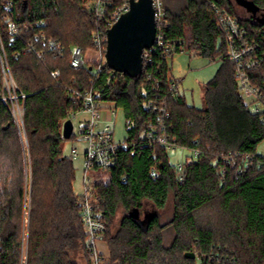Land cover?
<instances>
[{"label": "trees", "instance_id": "1", "mask_svg": "<svg viewBox=\"0 0 264 264\" xmlns=\"http://www.w3.org/2000/svg\"><path fill=\"white\" fill-rule=\"evenodd\" d=\"M114 1L119 6L126 0ZM207 1L189 0L179 14L168 9L170 36L184 39L191 54L221 62L204 87L205 107H190L184 96L169 92L170 68L165 66L158 75L171 112V136L179 146L201 155L187 163L185 184L178 182L169 154L160 148L143 147L134 156L128 151L120 156L117 167L107 172L109 180L98 181L95 190L105 215L103 241L109 251L105 264H198L186 258L193 246L202 255L200 264H264V158L257 155L264 142V115L251 113L239 98L224 34ZM213 1L237 17L264 49V25L241 18L233 0ZM83 2L0 0L2 47L25 97L20 100L21 128L0 99V264H92L74 190L75 167L73 159L63 154L62 136V122L83 108V98L72 99L70 92L83 95L86 90L103 89L106 82V75L94 80L92 72L74 69L69 62L71 48L81 47L85 55L93 48L96 23L91 13L82 10ZM250 2L264 11V0ZM40 21L46 25L40 27ZM11 23L28 31L14 40ZM42 37L66 47L65 56L49 51ZM255 75L263 78L264 65ZM144 86L151 93V85L141 77L126 76L122 85L113 82L103 94V101L136 120V129L128 135L130 144H137L148 118L141 110ZM236 154L234 162H224V157ZM244 155L256 156V163L240 174ZM153 165L159 166L158 178L151 176ZM170 197L174 200L170 222L163 225L160 215L154 214L146 225L141 223L145 201L162 212ZM120 208L126 215L113 228ZM167 230L174 233L169 246ZM216 254L217 261L204 260Z\"/></svg>", "mask_w": 264, "mask_h": 264}, {"label": "built area", "instance_id": "2", "mask_svg": "<svg viewBox=\"0 0 264 264\" xmlns=\"http://www.w3.org/2000/svg\"><path fill=\"white\" fill-rule=\"evenodd\" d=\"M130 0H126L121 5L116 6L114 0H84L82 10L91 13L96 23V30L92 34L93 48L90 54L85 55L81 47L71 48L69 58L70 65L74 69H87L92 72L94 80H98L106 75V82L103 89L86 90L83 95L80 92H70L72 99L83 98V108L78 113H71L69 118L62 122V127L66 121L71 120L76 114L83 113L89 115V120L80 133L79 141L85 143L86 150L83 154L77 148L71 150V158L77 159L83 155L84 166V187L83 193L77 196L78 204L81 208V215L86 232V245L90 251L92 264H105V256L99 248L104 241L106 233V223L104 213L100 208L101 199L96 194V185L99 181V173L109 172L117 167L120 156L128 151L134 156L140 148H160L167 154L181 150L183 152L182 161L178 162L173 169L180 184L187 181V163L192 157L199 158V151H190L179 146L171 136V112L167 107L165 98L161 94V80L158 79L165 66H168V59L177 54H186L187 48L184 39L170 36L172 23L168 18V8L163 0H152L154 10V20L156 26V36L152 47L145 49L142 54V73L137 78H142L151 85V93L144 86L140 89L141 110L148 114L145 122V129L138 137L137 144H130L127 139L117 140L114 108H105L103 104V94L111 87L112 83L122 85L126 76L111 70L106 61V51L108 43V31L119 21V19L130 11ZM137 1V0H136ZM216 21L218 29L224 34L227 46L226 58L235 70V78L238 83V95L246 108L253 114L264 115V76L257 78L256 72L264 65V49L262 44L253 38L248 29L241 21L222 10L213 0L207 1ZM12 3H9L7 10H11ZM40 27L46 25L44 21L38 22ZM10 31L13 39H17L21 31H28V27H19L11 23ZM48 50L54 54L64 57L67 50L55 40H47ZM32 49V47H30ZM17 57L20 56L18 53ZM43 52L40 53V57ZM0 67L2 73V87L0 99L5 103L18 127L23 125L24 105L20 103L25 97L20 94L9 67L2 42L0 38ZM171 75V74H170ZM94 80H91L93 84ZM169 92L175 96H181L178 92V83L172 80L169 82ZM109 115L105 118L104 113ZM125 131L127 135L136 129L137 122L133 118H125ZM190 154L187 156L185 152ZM236 155L224 157V162L229 164L234 162ZM256 163V156L244 155L241 157V166L238 172L241 174L250 169ZM153 178H158L160 170L158 165H153L150 170ZM218 254L205 257L204 260L212 263L218 260Z\"/></svg>", "mask_w": 264, "mask_h": 264}, {"label": "rangeland", "instance_id": "3", "mask_svg": "<svg viewBox=\"0 0 264 264\" xmlns=\"http://www.w3.org/2000/svg\"><path fill=\"white\" fill-rule=\"evenodd\" d=\"M189 0H163L167 8L170 10L172 14H179L185 11ZM235 5L238 3L242 5L246 10L251 12L252 14L255 13V10L251 7L248 0H233ZM239 7V6H238ZM238 13L241 14L242 18H249L248 14H246L242 9L236 8ZM189 32V31H188ZM221 40L217 38V45L219 46ZM168 66L171 71V78L174 82L178 83V92L181 96H184L186 99V103L190 107H194L198 110H201L205 107L204 104V95L205 90L204 87L208 84L217 73L218 69L221 66L220 61L212 62L210 59L203 58L200 56H195L187 51L186 54H177L173 58L168 59ZM103 107L114 108V104L111 102H105ZM116 113V117H113L115 121V134L117 140H124L128 137L125 131V117L123 115L122 110H113ZM109 114L106 113L103 116L107 118ZM72 123L74 126L73 135L69 140H65L63 144V154L65 157H71V150L73 148H77L81 154H83L86 150L85 143L79 141V136L81 131L85 126V122L89 120L88 114L79 113L76 114L75 117H72ZM24 143L26 145L25 134L23 132ZM188 151L185 152V155H189ZM257 155L264 158V142H262L257 148ZM170 157V164L175 166L178 162L182 161L183 159V152L178 150L176 152H171L169 154ZM74 167H75V182H74V190L77 196H80L83 193L84 187V166H83V155L78 157L77 159L73 160ZM110 175L106 172L99 173V181H107L109 180ZM174 200L170 197L169 203L167 205L166 210L162 212H158L154 206L145 201L143 203V209L141 211L140 221L143 225H146L148 217L154 214H159L161 217V224L165 225L166 223L170 222L173 218L174 214ZM204 214V219L207 220L208 214ZM126 215L125 211L120 208L113 225V228H117L119 224L122 222L124 216ZM165 237V244L169 246L174 237V233L172 230H167L164 233ZM103 248H105L106 243L103 242ZM26 242L24 244V258L26 254ZM108 249V248H107ZM103 250V251H102ZM100 250L105 256H109V251L105 253L104 249ZM191 253L196 255V261L200 264V259H202V255L196 249L195 246L192 247ZM80 264H85L81 262Z\"/></svg>", "mask_w": 264, "mask_h": 264}, {"label": "water", "instance_id": "4", "mask_svg": "<svg viewBox=\"0 0 264 264\" xmlns=\"http://www.w3.org/2000/svg\"><path fill=\"white\" fill-rule=\"evenodd\" d=\"M130 11L108 31L106 61L111 70L137 78L142 73V54L153 46L156 36L152 0H130ZM251 7L255 9L251 2ZM74 126L71 120L63 126V139L72 137ZM196 259L194 253L186 255Z\"/></svg>", "mask_w": 264, "mask_h": 264}, {"label": "flooded vegetation", "instance_id": "5", "mask_svg": "<svg viewBox=\"0 0 264 264\" xmlns=\"http://www.w3.org/2000/svg\"><path fill=\"white\" fill-rule=\"evenodd\" d=\"M248 2H250V0H248ZM236 8L242 9L246 14H248V16H250L249 18H244V19H252L253 21L260 22L262 25H264V11H259V10L254 9L255 10V13L252 14L251 12H249L248 10H246L239 3L236 5ZM237 12H238V10H237ZM238 14L241 16L240 13H238ZM241 18H242V16H241Z\"/></svg>", "mask_w": 264, "mask_h": 264}, {"label": "crops", "instance_id": "6", "mask_svg": "<svg viewBox=\"0 0 264 264\" xmlns=\"http://www.w3.org/2000/svg\"><path fill=\"white\" fill-rule=\"evenodd\" d=\"M108 108V107H107ZM107 113V112H106ZM106 113H104V114H106ZM124 115V114H123ZM125 117V116H124ZM64 126V125H63ZM62 130H63V127H62ZM74 131V130H73ZM73 135V134H72ZM99 248H100V250H102V249H104L105 251V253H107L108 252V249H107V246L105 245V248H103V244H100L99 245ZM103 251V250H102Z\"/></svg>", "mask_w": 264, "mask_h": 264}]
</instances>
